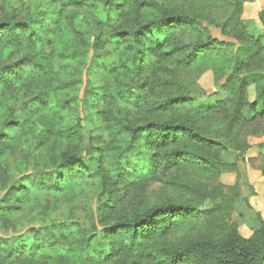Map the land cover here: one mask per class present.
<instances>
[{
	"label": "trees",
	"instance_id": "obj_1",
	"mask_svg": "<svg viewBox=\"0 0 264 264\" xmlns=\"http://www.w3.org/2000/svg\"><path fill=\"white\" fill-rule=\"evenodd\" d=\"M4 1L15 17L28 16L20 23L14 22L9 13L0 18V109H3L0 116V185L5 187L10 177L7 159L23 145L26 163L57 167L62 173L60 176L47 175L41 170L37 182L41 195L47 190H60L64 178L70 181L80 176L93 179L99 192L95 221H91L86 232L69 221L55 225L58 227L56 231L42 228L53 246L45 249L40 240L31 235V232L38 234L41 228H31L29 233L17 237L22 248L16 243L14 246L9 243L0 246V264H264V223L261 222L249 237H243L237 225L229 219L231 204L226 196L204 209L187 200L153 205L134 200L136 193L156 178L157 171L151 170L152 165L161 167L164 176H169L183 163L208 165L209 162L200 155L201 149L204 151L205 147L212 145L222 147L223 140L204 135L194 122L161 119L139 124L126 122L122 151L113 155L110 142L95 141L82 157L74 149L58 146L57 139H74L77 131L56 128L51 118L56 112L43 111L34 119L31 115H18L16 102L21 92L15 85L24 77L20 69L28 70L35 77L36 93L29 89L27 92L34 98L27 105L30 112H40L34 107L35 103L40 105V98H47L53 90V64L43 52L50 42L39 33V28L48 21L66 31L77 52H86L90 47L97 50L100 48L98 44L105 45L106 49L111 46V51L100 54L103 68L109 73L121 74L131 69L144 72L149 62L153 63L155 71L165 72L175 59L177 47L187 50L188 57L196 49H215L209 41L173 44L175 37L180 35L179 28L194 25L196 15H185L161 5L159 19L143 24L138 22L134 30L112 33L105 39L100 32L95 34L97 41L93 43L89 39L92 34L77 27L74 20L78 19L89 27L107 25L111 13L131 6L130 0H54L58 7L57 4L47 6L50 1L45 0ZM247 1L250 0H231L228 13L217 22L219 28L231 34L238 43L226 45L231 72L225 85L232 97L219 104L231 124L239 121L244 109L254 118L264 116V11L259 13L263 30L258 37L248 39L240 20L243 4ZM119 2L121 4L114 7ZM99 6L103 9L100 10ZM87 12L92 13L93 22L86 18ZM121 16L129 17V13L123 11ZM17 52L30 62L25 66L15 62L13 57ZM180 55L179 59L184 60L181 51ZM41 83L44 86H39ZM249 86L254 89L251 103L246 102ZM141 143L152 153L148 159L136 158L135 147ZM6 153L8 156H4ZM109 155L113 157L111 160ZM135 160L139 162V169L133 168ZM261 171L264 174V164ZM42 174L47 175L51 184L43 182ZM135 177H138L137 181ZM19 201L22 203L23 200ZM6 207L18 211L9 204ZM28 208L40 214L55 207L47 196L36 206L32 203ZM6 215L5 208H0V227L5 231L14 228ZM186 224L197 226L198 232L172 244L165 242L173 228Z\"/></svg>",
	"mask_w": 264,
	"mask_h": 264
},
{
	"label": "rangeland",
	"instance_id": "obj_2",
	"mask_svg": "<svg viewBox=\"0 0 264 264\" xmlns=\"http://www.w3.org/2000/svg\"><path fill=\"white\" fill-rule=\"evenodd\" d=\"M45 2H49L47 6L57 4L54 0ZM129 3L131 6L120 8L117 13L112 12L107 25L89 27L78 19L74 23L92 34L89 39L95 43V34L100 32L105 39L112 33L134 30L138 22L143 24L159 19L161 5H165L168 9L185 15L194 13L197 19L194 25L179 28L180 35L175 37L173 44L209 41L215 49H196L188 57L187 50L177 47L175 59L172 63L169 62L165 72L155 71V66L149 62L144 72L131 69L126 73L112 74L103 68L100 55L111 51V46L106 49L105 45L98 44L100 48L97 50L90 47L86 52H77L66 31L48 21L49 23L39 28V33L50 42L43 52L53 64V90L47 98H40V105L35 103L34 107L40 112H30L27 105L34 98L27 92L29 89L36 93L35 77L28 70L20 69L24 77L15 85L21 92L16 102L18 115H31V119H34L43 111L56 112L51 117L56 128L77 131L74 139H57L58 146L66 150L74 149L82 157L86 156L88 148L95 141L110 142L109 148L113 155L122 151V147H125L123 141L126 122L139 124L141 121L157 119L194 122L204 135L223 140L222 147L212 145L210 148L205 147L204 151L201 149L200 155L209 162L208 165L183 163L175 167L169 176H164L161 167L152 165L151 170L157 171L156 178L143 190H139L134 200L148 205L187 200L198 203L204 209L219 202L221 196H226L231 204L229 219L237 225L238 232L243 237H249L261 222L264 223V174L261 171L264 164V116L254 118L244 109L239 121L231 124L220 110L221 101L232 97L229 87L225 85L231 72L226 45L238 43L231 34L224 33L217 22L228 13L231 0H155L154 3L152 0H139L138 3L130 0ZM99 9L103 8L99 6ZM122 10L129 13V17L121 16ZM262 11L264 0H250L243 4L240 20L248 39L258 37L263 30L259 20V13ZM7 13L18 23L28 16L15 17L6 2L1 0L0 18ZM86 18L93 22L92 13L87 12ZM192 30L196 32H191ZM129 38L130 35L126 40ZM180 51L183 54L182 61L179 59ZM24 56L17 52L13 60L25 66L30 60ZM42 85L44 86L43 83L39 84ZM253 98L254 89L249 86L246 102L251 103ZM2 113L3 109H0V116ZM135 148L136 158L139 160L148 159L152 154L143 143ZM24 153L25 148L20 145L13 156L7 159L9 170L3 163L10 177L5 187L0 185V208H5L6 216L14 224V228L5 231L0 227V246L4 247L6 243L14 246L16 243L22 248L17 237L29 233L31 228H41L38 234L31 232V235L40 240L44 245L42 247L51 249V241H47L48 237L44 236L42 228L56 231L58 227L55 225L64 221L73 222L74 226L77 225L86 232L91 221H95L98 209L96 198L99 189L93 184V179L80 176L67 181L64 178L60 182V190H47L46 194L41 195L37 187L41 170L47 175L54 173L60 176L62 173L57 167H41L36 162L26 163ZM109 156L111 160L113 157ZM136 160L132 165L139 169V162ZM47 175L43 182L51 184ZM136 178L138 177H135V181L138 180ZM47 196L54 209L38 214L28 208L32 203L36 206ZM21 199L22 203L19 201ZM8 204L18 208V211L7 208ZM197 230L195 225H181L178 229L171 230L165 242L172 244L178 239L189 238Z\"/></svg>",
	"mask_w": 264,
	"mask_h": 264
}]
</instances>
